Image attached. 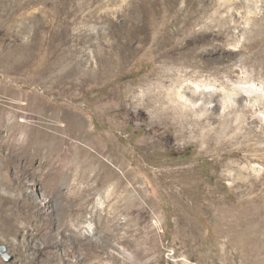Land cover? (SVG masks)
I'll return each mask as SVG.
<instances>
[{"label": "rangeland", "instance_id": "rangeland-1", "mask_svg": "<svg viewBox=\"0 0 264 264\" xmlns=\"http://www.w3.org/2000/svg\"><path fill=\"white\" fill-rule=\"evenodd\" d=\"M257 104L264 0H0V264H264Z\"/></svg>", "mask_w": 264, "mask_h": 264}, {"label": "bare ground", "instance_id": "bare-ground-1", "mask_svg": "<svg viewBox=\"0 0 264 264\" xmlns=\"http://www.w3.org/2000/svg\"><path fill=\"white\" fill-rule=\"evenodd\" d=\"M193 83L195 84V88H194L192 94H190V96H189V95L185 94L180 89L177 92L178 95H179V98L183 101V104L187 108H190V109H192V110H194L196 112L198 110L202 109L204 111L203 114L206 115V114L209 113L208 105L213 101L212 100L213 97H215V91H213V89L211 87L212 84H209V83H206V82H193ZM256 90H258V89L256 88ZM239 94H240V92L237 93V95H239ZM236 106H237L236 98H234V97L231 96L229 102L228 103H225V106L223 108V113L224 114H227L228 113V111H227L228 108H230V107H236ZM255 107H256L257 112H258V117L257 118L260 119V117H261V119L263 120L264 119V115H263L264 114V111H263L262 106L260 104H257V105H255ZM99 151H102V149H99ZM230 153H231V155L234 154V152H230ZM91 156H92L91 159L93 160V162L95 161V163L98 164L99 169L104 168V172H106V169L104 167V165H106V164H104V162L101 160L100 156L97 155V154L94 155V153H91ZM240 178H241V180L243 182V185L244 186H247L248 189L252 191V188L251 187L256 184L255 181H257V180L251 181V183H249V179L243 178L242 176ZM257 182H259V181H257ZM119 183H120V181H119ZM91 190H92V187H90V186H87L86 188H84V190H82L83 191V201H84V204L89 203L90 200L92 199ZM48 197L49 196H48L47 191H46L45 194H43V198H42L43 201H46V199H48ZM245 200L246 199L236 201L235 205H237V206L243 205ZM261 214H257L256 213L257 216L254 214V217H253L254 219L252 217H249L248 219L246 218L247 219V222L245 224H247L246 225L247 226V230L250 231V228H253V230L257 234L260 232V234L263 235V233H264V222L261 220L263 218V214L262 215ZM260 216L262 218H260ZM239 223L241 224V228H242V225L243 224L241 222H239ZM239 228H240V226H239ZM236 230H239V229L237 228ZM262 231H263V233H262ZM250 234H251V232H250ZM90 236L91 235H87V237L82 236V238L81 239H78V241L81 244L87 245L88 243H90V241L88 240V239H91ZM238 252L239 251H237V254L236 255H239Z\"/></svg>", "mask_w": 264, "mask_h": 264}, {"label": "water", "instance_id": "water-1", "mask_svg": "<svg viewBox=\"0 0 264 264\" xmlns=\"http://www.w3.org/2000/svg\"><path fill=\"white\" fill-rule=\"evenodd\" d=\"M0 250H1V251H4V250H5V247H0Z\"/></svg>", "mask_w": 264, "mask_h": 264}]
</instances>
